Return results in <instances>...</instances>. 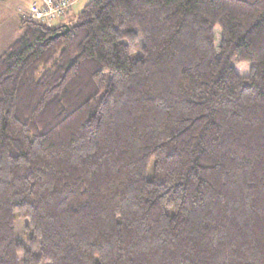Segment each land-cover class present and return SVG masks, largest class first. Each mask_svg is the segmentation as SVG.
<instances>
[{
  "label": "trees",
  "instance_id": "16d2710c",
  "mask_svg": "<svg viewBox=\"0 0 264 264\" xmlns=\"http://www.w3.org/2000/svg\"><path fill=\"white\" fill-rule=\"evenodd\" d=\"M74 5L0 55V264H264V0Z\"/></svg>",
  "mask_w": 264,
  "mask_h": 264
},
{
  "label": "rangeland",
  "instance_id": "374dc122",
  "mask_svg": "<svg viewBox=\"0 0 264 264\" xmlns=\"http://www.w3.org/2000/svg\"><path fill=\"white\" fill-rule=\"evenodd\" d=\"M29 0H0V55L3 54L23 33L20 8H24ZM90 0H78L70 13L73 17L77 15ZM58 25V22H54ZM28 219L19 217L16 220V233L18 239L26 243V226Z\"/></svg>",
  "mask_w": 264,
  "mask_h": 264
},
{
  "label": "built area",
  "instance_id": "2783aa9c",
  "mask_svg": "<svg viewBox=\"0 0 264 264\" xmlns=\"http://www.w3.org/2000/svg\"><path fill=\"white\" fill-rule=\"evenodd\" d=\"M78 0H32L27 8L20 9L23 17L50 22L64 18L67 9Z\"/></svg>",
  "mask_w": 264,
  "mask_h": 264
},
{
  "label": "water",
  "instance_id": "95a60500",
  "mask_svg": "<svg viewBox=\"0 0 264 264\" xmlns=\"http://www.w3.org/2000/svg\"><path fill=\"white\" fill-rule=\"evenodd\" d=\"M70 29H71L70 26L66 24L65 27H64V29H62L61 31H59L56 34H54L52 36V38H54L56 36H59V35H65Z\"/></svg>",
  "mask_w": 264,
  "mask_h": 264
},
{
  "label": "crops",
  "instance_id": "0c3cea01",
  "mask_svg": "<svg viewBox=\"0 0 264 264\" xmlns=\"http://www.w3.org/2000/svg\"><path fill=\"white\" fill-rule=\"evenodd\" d=\"M73 10V8L71 9V11Z\"/></svg>",
  "mask_w": 264,
  "mask_h": 264
}]
</instances>
